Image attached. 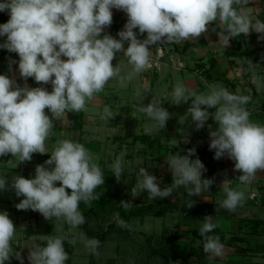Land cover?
<instances>
[{"label":"clouds","instance_id":"clouds-1","mask_svg":"<svg viewBox=\"0 0 264 264\" xmlns=\"http://www.w3.org/2000/svg\"><path fill=\"white\" fill-rule=\"evenodd\" d=\"M248 0H3L0 12L7 11L9 20L0 24V37L6 41L0 48L19 56L20 77L27 81L34 78L38 84L51 83L52 91L44 87H20L14 79L0 75V157L11 154L19 162L31 161L34 153L50 154V158L35 168V177L28 179L21 175L12 177L10 188L17 197H23L15 207L18 210L37 211L45 218L66 223L69 231L85 224V216L79 210L80 202L90 204L99 200L96 189L104 185L105 177L96 158L80 142L70 138L58 139L51 150L47 140L52 134L53 118L66 112L79 113L87 110V104L102 92L107 83L119 79L126 87L138 74L150 66V46L157 44L182 43L195 40L206 33L207 26L215 23L220 29L219 40L225 48L232 37L249 34L253 30L264 39V22L242 14L237 6ZM127 14V23L118 32L119 39L101 35L112 24V9ZM147 33L146 39L137 38ZM215 31V29H213ZM128 47L124 48V42ZM123 52L131 71L121 75L119 65L113 66L116 53ZM61 57H66L62 59ZM15 63V61H12ZM250 67H254L248 61ZM136 96L141 97L139 90ZM167 97L155 98L146 106H136L138 113L154 121L145 126L144 132L151 135L154 130L165 128L169 112L161 107ZM172 104L179 105L191 100L188 109L196 129H202L211 117L218 127L210 129V150H215V159L227 155L233 160L234 171L241 173L237 178L241 185H247L256 174L264 171V125L250 120L246 109L250 101L247 95H236L219 84L209 85L206 93L197 94L183 83H177L171 93ZM215 108L214 113L208 111ZM47 109L51 118L45 113ZM110 107L105 106L100 119L113 118ZM187 155L178 152L169 154L166 164L172 173V183L163 189L156 176L145 167L137 172L136 184L131 188L133 198L143 191L151 200L170 197L174 190L184 187L190 196H199L209 191L210 179H202L206 171L197 159L195 149H188ZM11 163V160L8 161ZM47 165L48 167H46ZM117 182L123 174L122 157L109 165ZM59 182L60 186H56ZM7 181L0 177V190H5ZM231 180L225 179L220 190L224 198L217 201L220 208L235 212L242 207L245 192L232 188ZM71 190L70 194L66 190ZM125 210L133 208L128 201H121ZM193 204L189 205V208ZM117 224L125 223L117 214ZM217 224L211 215L205 216L199 228L203 237V251L211 257L223 255L224 245L219 236L208 235ZM62 231V228L59 229ZM16 228L6 211L0 212V264H5L14 255L20 264V252H14L12 242ZM69 233L47 235L41 238L44 246L30 249V264H65L69 254L64 241ZM85 236V234H82ZM86 237V236H85ZM75 244L76 240L68 241ZM85 247L90 253L99 255L101 241L86 238Z\"/></svg>","mask_w":264,"mask_h":264},{"label":"crops","instance_id":"crops-1","mask_svg":"<svg viewBox=\"0 0 264 264\" xmlns=\"http://www.w3.org/2000/svg\"><path fill=\"white\" fill-rule=\"evenodd\" d=\"M237 7L242 14L249 15L253 23L257 19L264 22V0H248L246 5ZM112 13V24L106 27L101 35L107 34L119 39L118 32L123 30L127 23V14L115 8ZM7 17L9 20L7 11L0 12V24ZM134 32L140 40L147 37V33L140 34L138 28L134 29ZM219 32L216 24L211 23L207 26L206 33L195 40L151 45L150 62L159 57L160 63L157 67L147 68L128 82L126 87H121L118 78L112 79L104 90L87 104L86 111L66 112L53 118L54 127L47 145L51 150L58 139L64 138L80 142L93 154L101 168L110 169L109 165L117 157H122V177H128L131 173V188L136 184L139 168L145 167L150 174L156 176L161 189L172 183V173L166 164L167 156L176 152L183 156L188 154V149H195V155L189 159L198 158L204 164L206 171L201 178L213 181L209 191H203L199 196H190L184 187H180L174 190L170 197L158 198L156 201L148 198L146 190L135 198L129 192V197H124L133 204L152 205V212L137 225L161 220L157 224L162 227L150 235L157 236L159 245L169 249L168 254L173 256L172 263L264 264V171L258 172L251 183L241 185L237 179L241 173L234 171L235 162L227 155L215 159V150L209 148V125L214 131L218 127L216 122L210 117L205 126L197 130L188 113L191 100L174 105L171 99V93L177 83H183L197 94L206 93L209 85L219 84L233 94L249 96L250 101L245 107L250 113V120L263 125L264 39L254 30L247 35L241 34L238 39L243 56H229L227 50L233 46L235 37L230 38L225 48L223 41L219 40ZM127 47L128 42L125 41L124 48ZM159 49H162L161 56ZM248 61L255 66L250 67ZM18 63V54L0 48V75L14 79L20 87L26 84L29 88L44 87L49 92L52 91L51 83L38 84L31 77L24 81L20 77ZM112 64L120 66L121 75H126L132 68L123 52L116 53ZM137 90L141 92V96L145 95L142 101L141 97L136 96ZM153 97H167L161 107L169 112L170 118L165 128L154 130L151 134L160 136L164 145L159 153L150 154L151 148L140 140H135L134 136L145 133V126L154 123L149 117L136 111L137 105L141 103L146 106ZM105 106L110 107L115 116L109 121L100 119ZM208 111L214 113L216 109L209 108ZM45 113L51 118L47 109ZM44 155L34 153L31 161L25 162H19L11 154L0 157V177L5 176L7 181L5 190H0V199L9 201L15 197L14 190L10 188L12 177L21 175L28 179L34 178L36 166L44 164ZM225 179L231 180L232 188L245 192L246 200L235 212L220 208L217 204L218 200L224 198L220 186ZM21 199L23 197H17L11 202L16 205ZM191 204L193 207L189 208ZM29 210L17 209V215L12 212L8 215L12 220H20L23 225L25 214ZM209 215L213 217L217 227L208 235L219 236L224 245L223 255L220 257L210 258L204 251L200 255L190 252L191 246L201 243V238L193 234V231L200 228L204 217ZM164 224L166 225L163 226Z\"/></svg>","mask_w":264,"mask_h":264},{"label":"rangeland","instance_id":"rangeland-1","mask_svg":"<svg viewBox=\"0 0 264 264\" xmlns=\"http://www.w3.org/2000/svg\"><path fill=\"white\" fill-rule=\"evenodd\" d=\"M131 174V173H130ZM128 177L120 178V181L113 186L114 195L111 198L115 204L117 195L126 196L130 192L133 182ZM128 179V180H127ZM56 186H60L59 182ZM17 196L11 200L15 201ZM11 200L0 199V212L6 211L17 215V209ZM132 201H135L132 199ZM153 201H156L155 199ZM111 208L114 206H110ZM100 210L96 214H90L85 217V224L71 229L66 223L55 220H45L37 211L29 210L25 214V222L21 225L20 220H12L17 230L16 237L12 242L14 252H20L23 264H30L28 260L29 252L32 247L39 245L47 235H63L69 233L68 239L64 241V247L68 251L69 259L65 264H178L171 261L169 249L159 245L158 237L150 235L162 227L161 220H155L154 223H145L137 225V229H129L115 224L108 232L109 225L117 221V213L112 209ZM169 216V215H168ZM130 225L129 223L125 222ZM19 224V225H18ZM164 224L163 226H165ZM132 227V226H131ZM62 228V231L59 229ZM82 234H85L82 235ZM86 238H96L101 241L97 249L99 255H94L85 247ZM75 239L76 243L70 244L68 241ZM179 261V260H178ZM5 264H20V261L13 255Z\"/></svg>","mask_w":264,"mask_h":264},{"label":"trees","instance_id":"trees-1","mask_svg":"<svg viewBox=\"0 0 264 264\" xmlns=\"http://www.w3.org/2000/svg\"><path fill=\"white\" fill-rule=\"evenodd\" d=\"M8 21V17L4 18L3 23H6ZM239 36L235 37V42L231 49L227 50V55L229 56H243V53L240 51L241 45L239 41ZM264 121V120H263ZM135 140H140L141 142L145 143L149 148H151L150 154L159 153L160 149L164 145V143L161 141L160 136H152L147 135L145 133L138 134L134 136ZM50 158V154H45L43 156V161L45 162ZM103 175L105 177V183L104 185L99 186L95 191L100 195L99 200H93L90 204H85L83 202H80L79 210L82 212V214L86 217L90 214H96L100 210H106L110 209V206H114L111 209L113 211H116L117 214H119V218L124 220L125 222L129 223L132 227V229H137V224L140 220H142L147 214H150L152 212V205H137L133 204V208L130 210H125L120 206L121 201L128 202L129 200L125 197L117 195V198L114 203V201L111 199L114 195L113 186L117 183L114 173L111 169L108 168H101ZM70 194V189L66 190ZM115 196V195H114ZM117 224V221H114L111 225H109V229L106 233H108L113 226ZM193 234L201 238V243L197 246H191L190 252L196 255H200L203 252V237L199 234V228L195 229L193 231ZM46 244V241L43 240L39 243L40 246H44ZM65 251L68 253V251L65 249ZM89 264H93L91 261Z\"/></svg>","mask_w":264,"mask_h":264},{"label":"built area","instance_id":"built-area-1","mask_svg":"<svg viewBox=\"0 0 264 264\" xmlns=\"http://www.w3.org/2000/svg\"><path fill=\"white\" fill-rule=\"evenodd\" d=\"M5 41H6V36L0 37V44L4 43ZM158 52L160 55V52H162V49H159ZM159 63H160V61H159V57H158L155 60H153L152 62H150V66L148 68L157 67ZM263 125H264V123H263Z\"/></svg>","mask_w":264,"mask_h":264}]
</instances>
